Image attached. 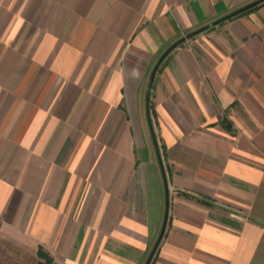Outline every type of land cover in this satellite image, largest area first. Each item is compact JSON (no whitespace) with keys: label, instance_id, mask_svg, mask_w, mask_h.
I'll list each match as a JSON object with an SVG mask.
<instances>
[{"label":"crops","instance_id":"0c3cea01","mask_svg":"<svg viewBox=\"0 0 264 264\" xmlns=\"http://www.w3.org/2000/svg\"><path fill=\"white\" fill-rule=\"evenodd\" d=\"M252 1L0 0V264L144 263L151 71ZM149 114L150 264H264V0L169 51Z\"/></svg>","mask_w":264,"mask_h":264},{"label":"water","instance_id":"95a60500","mask_svg":"<svg viewBox=\"0 0 264 264\" xmlns=\"http://www.w3.org/2000/svg\"><path fill=\"white\" fill-rule=\"evenodd\" d=\"M263 0H253L252 2H249L199 28H196L195 30H192L188 33H186L185 35H183L182 37H180L179 39H177L176 41H174L161 55L160 57L158 58L156 64L154 65L152 71H151V74L149 76V79H148V83H147V89H146V112H147V119H148V124H149V127H150V131H151V135H152V139H153V142H154V146H155V149H156V154H157V159H158V164H159V167H160V170H161V174H162V177H163V182H164V193H165V203H164V213H163V219H162V224H161V227H160V230H159V233L157 235V238L148 254V256L146 257L145 261L143 264H150L151 260H152V257L162 239V236L164 234V231H165V227H166V223H167V218H168V210H169V188H168V183H167V179H166V176H165V173H164V168H163V164H162V160H161V156H160V152H159V149H158V146H157V142H156V138H155V135H154V131L152 129V124H151V120H150V114H149V92H150V86H151V83H152V80H153V77H154V74L156 72V70L158 69L159 67V64L161 63V61L163 60V58L166 56V54L171 51L177 44H179L182 40H184L185 38H188V37H191L197 33H200L202 31H204L205 29L223 21V20H226L236 14H239L247 9H249L250 7L256 5L257 3L261 2Z\"/></svg>","mask_w":264,"mask_h":264},{"label":"rangeland","instance_id":"374dc122","mask_svg":"<svg viewBox=\"0 0 264 264\" xmlns=\"http://www.w3.org/2000/svg\"><path fill=\"white\" fill-rule=\"evenodd\" d=\"M162 179H163V177H162ZM163 184H164V182H163ZM5 260H6V259L2 258V260H1L2 263H3ZM29 264H33V263H32V262H31V263L29 262Z\"/></svg>","mask_w":264,"mask_h":264},{"label":"trees","instance_id":"16d2710c","mask_svg":"<svg viewBox=\"0 0 264 264\" xmlns=\"http://www.w3.org/2000/svg\"><path fill=\"white\" fill-rule=\"evenodd\" d=\"M258 4V3H257ZM254 7V6H253ZM41 253V252H40Z\"/></svg>","mask_w":264,"mask_h":264}]
</instances>
